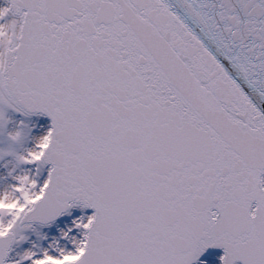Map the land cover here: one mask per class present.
<instances>
[{
    "label": "snow or ice",
    "instance_id": "obj_1",
    "mask_svg": "<svg viewBox=\"0 0 264 264\" xmlns=\"http://www.w3.org/2000/svg\"><path fill=\"white\" fill-rule=\"evenodd\" d=\"M0 264H264V0H0Z\"/></svg>",
    "mask_w": 264,
    "mask_h": 264
}]
</instances>
